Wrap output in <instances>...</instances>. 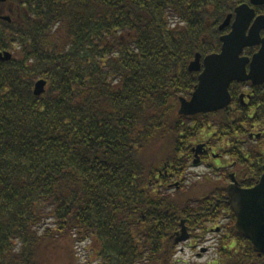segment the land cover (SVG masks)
Masks as SVG:
<instances>
[{"label":"trees","instance_id":"1","mask_svg":"<svg viewBox=\"0 0 264 264\" xmlns=\"http://www.w3.org/2000/svg\"><path fill=\"white\" fill-rule=\"evenodd\" d=\"M247 1L0 4V53L13 54L0 62V264H43L58 238L91 242L99 264H173L182 221L201 247L224 220L220 259L264 264L226 191L232 175L242 189L263 175L264 130L250 136L264 129V85L248 105L233 83L228 109L178 113L198 84L190 63L221 51L219 27ZM199 144L223 187L178 201ZM215 151L227 167L207 162Z\"/></svg>","mask_w":264,"mask_h":264},{"label":"water","instance_id":"2","mask_svg":"<svg viewBox=\"0 0 264 264\" xmlns=\"http://www.w3.org/2000/svg\"><path fill=\"white\" fill-rule=\"evenodd\" d=\"M4 1L6 0H0V2ZM251 2L254 5H264V0H251ZM254 17V11L249 6L237 7L234 15H229L219 27L220 31H224L232 24L231 32L220 38L221 51L204 59L201 54H197L195 60L190 63L189 71L199 73L198 84L190 99L180 98L178 112L180 116L193 117L228 109L232 102L230 87L235 82L251 81L254 85L264 83V38L260 35L261 30L264 29V17L256 19L248 34ZM4 20L11 21L10 17H4ZM253 46H260V50L250 60L243 54L246 48ZM12 58V53H0V62H8ZM47 85L46 80H39L35 84L34 95L42 96L46 92ZM203 149L204 145L196 148L195 165L200 163L198 157ZM226 191L229 205L236 216L238 231L251 242L254 252L262 257L264 255V166L263 175L253 188H240L233 175L232 184ZM181 228L175 239L176 245L190 239L185 221H182Z\"/></svg>","mask_w":264,"mask_h":264},{"label":"rangeland","instance_id":"3","mask_svg":"<svg viewBox=\"0 0 264 264\" xmlns=\"http://www.w3.org/2000/svg\"><path fill=\"white\" fill-rule=\"evenodd\" d=\"M0 4L3 3L0 2ZM2 10L3 14L1 15H10L6 4L2 5ZM263 130L262 127H257L254 133ZM218 153L215 151L216 156H210L207 162L215 168L227 167L231 161L228 158H218ZM186 178L185 189L182 194H179L176 189L169 192L176 200L181 202L200 199L213 192L215 188L223 187L222 181L214 175L208 164L190 168ZM225 224H227L226 220L212 226L210 230L213 231L208 235V242L201 247L193 239L180 244L178 253L173 259V264H227L226 259H220V256L216 253V244L223 235L221 227ZM203 250L206 251L201 254ZM94 252L95 248L91 242H77L71 238H58L44 247L41 252V260H43V264H99ZM232 252L235 254L234 250Z\"/></svg>","mask_w":264,"mask_h":264},{"label":"flooded vegetation","instance_id":"4","mask_svg":"<svg viewBox=\"0 0 264 264\" xmlns=\"http://www.w3.org/2000/svg\"><path fill=\"white\" fill-rule=\"evenodd\" d=\"M241 5H247V6H249L250 9H252L254 11L255 17H254V19L251 22V25L249 27V30H248V34H249V31L253 27L256 19L258 17H264V5H254L251 2V0H248L246 3H243ZM234 13H235V11H234ZM234 13H233V15H234ZM233 21H234V17H233ZM233 21H232V23H233ZM231 30H232V24L227 29L224 30L225 33L223 35L230 33ZM224 31H222V32H224ZM260 35H261V38H264V29L261 30ZM259 50H260V46H253V47L246 48L245 51H244L243 56L249 58L250 60H252L254 55H256L259 52ZM247 70L249 72L250 64L247 66ZM235 83H238V82H235ZM239 84H242V86H243L242 87V93L240 94V101L243 104H247V105H248V102L250 101L251 96L255 93L254 88L261 87V86L264 85V83L260 84V85H254L251 81H247V82H243V83H239ZM263 133H264V131H263ZM263 133L260 132L261 135ZM256 134H258V133H256ZM255 137L256 136L254 134V136L252 138H255ZM231 184H232V180H231V182H230V184L228 186H230ZM227 197H228V194H227ZM228 203H229V198H228ZM191 240H192V238H191ZM199 256H201V254H199Z\"/></svg>","mask_w":264,"mask_h":264}]
</instances>
